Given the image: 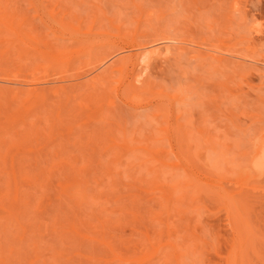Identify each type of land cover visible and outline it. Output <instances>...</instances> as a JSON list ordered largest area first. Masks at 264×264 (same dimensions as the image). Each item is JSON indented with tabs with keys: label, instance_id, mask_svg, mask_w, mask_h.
<instances>
[{
	"label": "rangeland",
	"instance_id": "374dc122",
	"mask_svg": "<svg viewBox=\"0 0 264 264\" xmlns=\"http://www.w3.org/2000/svg\"><path fill=\"white\" fill-rule=\"evenodd\" d=\"M250 146L264 0H0V264H264Z\"/></svg>",
	"mask_w": 264,
	"mask_h": 264
},
{
	"label": "bare ground",
	"instance_id": "6f19581e",
	"mask_svg": "<svg viewBox=\"0 0 264 264\" xmlns=\"http://www.w3.org/2000/svg\"><path fill=\"white\" fill-rule=\"evenodd\" d=\"M262 38H263V37H262ZM194 45H195V44H194ZM197 47H198V46H197ZM198 48H199V47H198ZM164 50H167V49H164ZM167 51H168V50H167ZM158 52H159V50H157V49L154 50V49H153L152 52H151L150 54H152V55H154V54L158 55V54H159V55H160V52H159V53H158ZM163 53H164V52H163ZM166 53H167V52H166ZM166 53H165V54H166ZM169 53H170V52H169ZM169 53H168V54H169ZM156 55H155V56H156ZM159 55H158V56H159ZM166 56H167V55H166ZM104 57H105V56H104ZM104 57H103V58H104ZM166 58H167V57H166ZM210 58H212V60H214V62H217V63H222V61H223L222 58H221L220 56H213V55H211ZM148 59H149V58H148ZM148 59H147L146 61H149ZM105 60H106V58L103 59L102 61L104 62ZM161 60H162V59H161ZM99 62H100V61H99ZM103 62H102V64H103ZM115 62H116V61H115ZM100 63H101V62H100ZM100 63H99V64H100ZM112 64H113V63H112ZM145 64H146V67H148L147 65L149 64V62H148V64H147V63H145V60H144V63H142V65L144 66ZM149 65H150V64H149ZM149 68H150V67H149ZM113 69H115V68H113ZM113 69H112V70H113ZM116 69H117V68H116ZM140 69H141V67H140ZM142 69H144V67H143ZM108 70H109V69H108ZM145 70L148 71V68H146ZM141 71H142V70H141ZM99 72H100V71H99ZM104 72H106V74H107L108 71L105 70V71H103V73H100V74L94 76L93 81H92V80H91V81H92L93 83L96 82V84L99 85L97 82H98V81L100 82L101 79L104 78V76L106 75V74H104ZM137 72H138V71H137ZM142 72L145 73L144 71H142ZM142 72H141V73H142ZM97 73H98V72H97ZM146 73H148V72H146ZM146 73H145V74H146ZM134 74H135V73H134ZM143 75H144V74H143ZM133 76H134V75H133ZM135 76H136V75H135ZM138 76H139V74H138ZM144 76H145V75H144ZM144 76H143V77H144ZM146 76H147V75H146ZM130 77H131V76H130ZM141 77H142V75H141ZM141 77H140V78H141ZM138 78H139V77H138ZM138 78H137V77H135V78L133 77L131 80H129L130 82L127 83V85H128L127 88H128V90H129V91H128L129 94H130L131 92H132L131 94H133L132 97L128 98V101H129V99H131L133 102H135V103H132V101L130 102V103H132V105H134V106H135V104H137V106H139L142 102L145 101V97L142 98V99H144V100H142V99H140L142 95H140V94L138 95L137 93H133V91H132V90H134V88L136 87V85H139V84H136V83H140V82L142 81V80H139ZM144 79H145V78H143V80H144ZM103 81H104V80H103ZM79 83H80V82H79ZM74 84H75V83H74ZM77 84H78V83H77ZM88 84H90V82H89ZM91 84H92V83H91ZM102 84H103V82H102ZM135 84H136V85H135ZM100 85H101V84H100ZM91 86L93 87V88H92V87H91V88L95 90V88H94L95 85L93 86V84H92ZM64 87H65V86H62L61 88H58L56 91L53 92V94H55L56 96H60V95L63 96V95H65L66 97H68V94H71V93H73L74 91H78V90H82V89H84V88L81 89V87H80L79 84L76 85V86H73L72 88H69V89H68L67 86H66L67 89L64 88ZM69 87H71V86H69ZM43 88H44V87H43ZM43 88H41V87H40V89H35V88L33 89V88H31V90H30V89L28 90V93H29L28 95H29L30 97H32L33 99H39V100H43V99H44V100H45L46 96L49 94V92H51V90H49V89H48V90H45V89H47V88H45V89H43ZM86 88H87V87H86ZM102 88H103V87H102ZM136 88H137V87H136ZM136 88H135V89H136ZM123 90H124V89H123ZM99 92H100V91H99ZM125 92H126V91H125ZM60 93H61V94H60ZM77 93H78V92H77ZM129 94H128V95H129ZM94 96H95V95H94ZM100 96H101V95H100ZM130 96H131V95H130ZM174 96H175V97H174ZM174 96L172 97V98H173L172 101H171V100H170V101H166V102H168V103H171V106H169V104H166V106L168 105V106L170 107V108H169L170 110L173 109L172 106H173V107H175V105H178V106H179L180 103H181L180 100L178 99L180 103L175 104V103H177V100L175 101L174 98H175V99L178 98V97H177L178 95L176 94V95H174ZM128 97H129V96H128ZM142 97H143V96H142ZM90 98H91V97H90ZM172 98H171V99H172ZM135 99H139L140 102L136 101ZM180 99L183 100V98H181V96H180ZM141 100H142V101H141ZM153 100H155V99L150 100V104H151V102H152ZM182 100H181V101H182ZM98 101H99V100H98ZM174 101H175V103H174ZM147 102H148V101H147ZM153 102H154V101H153ZM153 102H152V103H153ZM156 102H157V101H156ZM160 102H162V101H159V104H161ZM172 102H173V103H172ZM163 103H164V102H163ZM182 103L184 104V102H182ZM142 104H143V103H142ZM146 104H149V103H146ZM157 104H158V102L156 103V106L160 108V106H158L159 104H158V105H157ZM172 104H175V105H172ZM181 105H182V104H181ZM181 105H180V106H181ZM161 106H162V105H161ZM163 106H164V105H163ZM166 106H165V107H166ZM157 107H156V109H157ZM167 108H168V107H166V109H167ZM160 109H161V108H160ZM158 110H159V109H158ZM170 110H168V111H170ZM173 110H174V109H173ZM159 111H161V110H159ZM171 112L173 113V111H171ZM166 113H167V114H165V115H166V118H167V117H170L169 112H166ZM172 113H171V114H172ZM167 115H169V116H167ZM175 122H176V121H175ZM176 124H177V122H176ZM176 124H175V125L173 124V125H174V131H173V129H172V133H171V131L169 132V128H166V129H164V130L162 131V133L160 134V135L162 136V139H163V140H167V141H166L167 143L170 142L169 144H171V142L174 141V140H175V142H176V140L179 141L178 139H175V138H176L175 136L178 135V134H179V135L177 136V138L181 136V137H180V141H183V140L186 141L187 135L191 134V133H188V132L186 133V131H184L185 129H182L183 125L181 126V124H180V125H179V124L176 125ZM175 127H176L177 129H176ZM161 129H162V128H161ZM156 131H157V130H156ZM168 132H169V133H168ZM173 139H174V140H173ZM152 140H153V139H152ZM171 140H172V141H171ZM185 141H184V142H185ZM253 141H254V140H253ZM253 143H255V142H253ZM158 146H160V145H158ZM169 146H170V145H169ZM253 146H254V145H253ZM170 147H172V145H171ZM250 147H251V146H250ZM250 147H249V148H250ZM94 148H95V147H94ZM252 148H253V147H251V149H252ZM96 150H97V149H96ZM252 150H253V149H252ZM249 152H253V154H252V153H249ZM160 153H161V155H159ZM165 153H167V152H165ZM247 153H249L250 155L252 154V155H251L252 157H250V155H249V157H248V158H251V160L248 159V158H246V159H247V163L251 162V164L249 163V166L251 165L252 168H259L260 166L264 165V154H263V153H264V149L261 148V149L259 150L258 147H255L253 151H251V150L249 149V151H248ZM152 154H153L152 157H154V156L156 157V156L159 155L158 157H156V160H157V161H155V162H156V164H157V162H158V164H160V165L162 166V164L164 163V160H162V161H163V163H162L161 158H159L160 156H161V157L163 156V155H162L163 153L161 152V150H160V152H159V150H157L156 153L153 151ZM154 154H155V155H154ZM155 157H154L153 160H155ZM199 157H200V156H199ZM248 161H249V162H248ZM207 162H208V161H206V164H207ZM158 166H159V165H158ZM163 166H165V165L163 164ZM249 166H248V167H249ZM163 168H164V167H163ZM248 169H249V168H248ZM184 171L187 172V170H184ZM251 172H252V169H251ZM248 173H249V172H248ZM189 174H190V173H189ZM192 180H193V179H192ZM192 184H193V183H192ZM67 186H68V185H67ZM62 187H63V186H62ZM67 188H68V187H67ZM64 189H65V188H64ZM169 201H170V200H169ZM164 203H165V202H164ZM168 203H169V202H168ZM235 203H236V202H235ZM163 205H164V204H163ZM165 205H166V203H165Z\"/></svg>",
	"mask_w": 264,
	"mask_h": 264
}]
</instances>
